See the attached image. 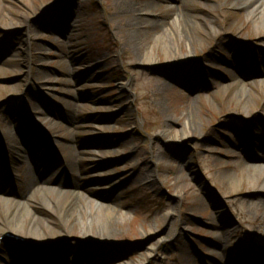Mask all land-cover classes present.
Listing matches in <instances>:
<instances>
[{"label": "rangeland", "instance_id": "374dc122", "mask_svg": "<svg viewBox=\"0 0 264 264\" xmlns=\"http://www.w3.org/2000/svg\"><path fill=\"white\" fill-rule=\"evenodd\" d=\"M233 1L0 0V185L75 183L116 211L80 234L66 202L41 207L54 234L38 249L5 241L0 264L259 262L264 191L241 168L264 159V27Z\"/></svg>", "mask_w": 264, "mask_h": 264}, {"label": "bare ground", "instance_id": "6f19581e", "mask_svg": "<svg viewBox=\"0 0 264 264\" xmlns=\"http://www.w3.org/2000/svg\"><path fill=\"white\" fill-rule=\"evenodd\" d=\"M244 1L242 7L247 9V15L251 17V20L256 29H260L264 27V0H234L232 4L236 2ZM186 21V26L183 24V27H197L200 29L204 28V23L201 21L203 19L202 16H195V18L191 15H183ZM195 19V20H194ZM178 18H175L173 22H177ZM157 24L156 21H149L146 25L147 27H151L152 25ZM188 28H180L178 29V36L181 37L183 34V30ZM210 31L214 34L219 32V29L210 27ZM147 34V30H145ZM163 34L158 36V39L163 40ZM143 60H149L148 56H144ZM264 82V81H263ZM242 89L240 95L243 96L246 93V89H243V85L239 84ZM239 88V89H240ZM247 95L244 98V105H246L249 101L247 98L252 97V95L247 91ZM5 139L8 141V136L5 133ZM10 151H13V146L8 147ZM21 153H17V157H22ZM250 164H244L241 168V174L248 183L252 184V186H257L258 190L264 191V159L260 157H256L254 160H248ZM241 179L233 177L229 180V184L231 188H235L238 186ZM75 188L77 185L74 183ZM182 188V186H181ZM180 188V191H182ZM68 196V198L65 197ZM23 196V195H22ZM20 197L18 200H8L7 198H2L0 196V207L3 209V213L5 216V224L4 226H0V235L4 231H9L13 234L19 235L25 238H33L36 243H41L44 237L53 235L54 229L47 224L45 220H43L39 215V209L48 208L53 209L62 206L64 204L66 207H69L68 211H71V216H67L64 222L67 224L69 229L71 228H80L78 231L80 234H92V231L102 232L105 231L108 227V220L112 218V215L116 214V211L113 207H109L106 204L94 205L90 198L85 197L83 193H77L75 191L72 192H55L53 189H48L46 187L35 188L32 193H28L24 197ZM74 196H77V203L81 204L79 210L77 208V203L72 199ZM237 197V196H235ZM233 197L232 199H234ZM260 200H264L263 196H259ZM73 203V204H72ZM64 205L62 207H64ZM63 210L65 208H62ZM76 210L77 214H73V211ZM74 216H73V215ZM78 215V217L76 216ZM71 219V223L68 221ZM6 226V227H5ZM44 229L48 232H44ZM67 229V227H66ZM91 236H86V239H90ZM3 246V242H0V252L1 247ZM8 251V250H7ZM251 261H259L255 264H264V252L257 251L252 249ZM239 260L237 258H233L230 261V264H239Z\"/></svg>", "mask_w": 264, "mask_h": 264}]
</instances>
